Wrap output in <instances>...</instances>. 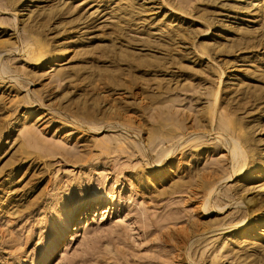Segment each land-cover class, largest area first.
Wrapping results in <instances>:
<instances>
[{
	"label": "rangeland",
	"instance_id": "rangeland-1",
	"mask_svg": "<svg viewBox=\"0 0 264 264\" xmlns=\"http://www.w3.org/2000/svg\"><path fill=\"white\" fill-rule=\"evenodd\" d=\"M0 27V264H264V0H0Z\"/></svg>",
	"mask_w": 264,
	"mask_h": 264
},
{
	"label": "bare ground",
	"instance_id": "bare-ground-1",
	"mask_svg": "<svg viewBox=\"0 0 264 264\" xmlns=\"http://www.w3.org/2000/svg\"><path fill=\"white\" fill-rule=\"evenodd\" d=\"M27 5V7L29 6V4H26ZM155 5H158V4H155ZM152 7V6H151ZM155 7V6H154ZM156 7H158V9H160L159 7L160 6H156ZM155 7V8H156ZM153 8V7H152ZM157 11V10H156ZM176 15V14H175ZM15 13L13 14V18L15 19ZM1 28V27H0ZM16 42V41H15ZM1 45V44H0ZM3 45V44H2ZM2 49V48H1ZM0 49V50H1ZM16 49V48H15ZM23 52H25L26 54H31L32 52H35V49H34V51H33V48L32 49H29V44L28 43H26L24 46H23ZM29 54V55H30ZM42 55V54H41ZM41 55H40V53H36V55H35V57H36V61H39L40 59H41ZM28 56V55H27ZM54 58V57H53ZM58 58V56L56 57V59ZM2 71V70H1ZM221 75H223V73H222V71H221V74H220V76ZM26 81H28V79L25 77L24 78ZM0 83L2 84V83H4V85L6 84V82L1 78V80H0ZM16 83V82H15ZM18 83H16V84H14V85H17ZM18 86H19V84H18ZM7 89H8V87H7ZM216 94H217V92H216ZM6 97V96H5ZM216 97V96H215ZM215 97H213L214 98V100L215 101H213V102H216V98ZM33 98V97H32ZM36 101V100H35ZM34 100H32L31 101V103H30V101H29V104H27L28 105V108L27 109H25V110H23L22 111V113L19 115V117H21V118H23V117H28V116H30V115H32V114H34V113H36L37 111L36 110H34V108L32 107V104L33 103H36ZM113 101H116V103H117V100L116 99H113ZM15 102V101H14ZM17 102V101H16ZM155 102V101H154ZM154 102H152V103H154ZM212 102V103H213ZM19 103V102H18ZM40 103V102H39ZM162 103V102H161ZM165 103H168V102H165ZM118 104V103H117ZM163 104H164V102H163ZM214 104H216V103H214ZM213 104V105H214ZM160 105V104H159ZM165 105V104H164ZM163 105V106H164ZM168 105H169V103H168ZM212 105V106H213ZM120 106V105H119ZM162 106V107H163ZM167 106V105H166ZM38 107H39V110L41 109L40 108V106L38 105ZM43 107V106H42ZM121 107H123V106H121ZM148 107V106H147ZM160 107V106H159ZM165 107V106H164ZM111 108H116L117 110H114L115 112H113V113H115L116 114V112H118V105H112V107ZM120 109V108H119ZM143 109H145V108H143ZM146 109H148V108H146ZM145 109V110H146ZM157 110V109H156ZM161 110V109H160ZM53 111V110H52ZM119 111H121L122 112V114H124V112L122 111V110H119ZM143 111V110H142ZM152 113H154L155 112V110L154 111H151ZM53 112H51L50 110L48 111L47 109H46V111L44 110V111H41L40 112V114H41V117L43 118H45V117H48V119H50V117H51V114H52ZM112 113V114H113ZM159 113H161L162 114V112H160L159 111ZM165 114L164 115H166V112H164ZM119 114L121 115V113L119 112ZM127 114V113H126ZM125 114V115H126ZM114 115V114H113ZM113 115H112V117H111V115H110V117L114 120V117H113ZM153 115V116H152ZM174 115V114H173ZM176 115V114H175ZM116 117H117V114L115 115ZM119 116V115H118ZM122 117V115L120 116V118ZM130 117H133V116H130ZM129 117V118H130ZM151 117H154V114H151ZM177 117H179V115L177 116ZM107 118H109V116H107ZM119 117H117V119H120ZM123 118V117H122ZM121 118V119H122ZM124 118H128V115H127V117H125L124 116ZM128 118V119H129ZM223 118H225V117H223ZM53 119V118H52ZM110 119V118H109ZM125 119V120H126ZM131 119V118H130ZM135 121V120H134ZM72 122V121H71ZM70 122V125H69V123L68 124H66V126L68 127V128H72V126H77V125H72V123ZM75 122V121H74ZM132 122H133V119H132ZM128 123H129V121H128ZM43 124H44V122H43ZM151 125V124H150ZM130 126H131V124H130ZM77 128H79V127H77ZM81 128H82V132H83V130H90L91 132H94L95 134L97 133V132H99V130H100V128L99 129H96V128H93V129H89V128H87V129H84V127H82L81 126ZM76 129V128H75ZM77 130V129H76ZM79 131V130H78ZM93 133V134H94ZM181 133H182V131H181ZM193 133H191V135H192ZM194 134H197V133H194ZM194 134H193V136H194ZM185 137V136H184ZM191 137V136H190ZM77 139H79L78 137H76ZM195 138V137H194ZM138 141H139V144L141 145L142 144V141H141V139L138 137ZM164 139V138H163ZM164 140H166V139H164ZM183 140V139H182ZM197 140V139H196ZM190 141H192V140H190ZM189 141V138H188V136L185 138V140L183 141V143L185 142H190ZM182 143V144H183ZM234 145H236V144H234ZM142 148H141V150H145L147 147H146V145L143 143V146H141ZM184 147V146H183ZM237 147V146H236ZM236 147H231V159H233V162L235 163V164H237L238 162H239V160H238V158H240L239 156L241 155L240 153H241V151H240V149H236ZM228 148V147H227ZM238 148V147H237ZM173 153V152H172ZM172 153H169V154H167L166 156H165V160L166 161H168V162H170V160H171V155H172ZM241 158H242V156H241ZM180 163V162H179ZM161 164V163H160ZM178 164V163H177ZM153 165H154V163H153ZM179 166H181V165H179ZM172 167V164H169V166H165V167H163L159 172H157V173H155L154 175V177L155 178H158V179H162V178H164L166 175H167V173L169 172V170H170V168ZM235 167V170H233V171H231V173L229 174V176L227 177V178H231V177H233V176H235V175H237L238 173L240 174V172L242 171V169H244L245 168V164H242V165H239V164H237V165H235L234 166ZM246 172V175L245 176H243L241 179V181H244L245 179H247V177H248V175H249V173L247 172V171H245ZM204 179V178H203ZM202 179V180H203ZM200 185H199V188H205L204 187V180L203 181H201V183H199ZM207 189L208 190H210V188H209V186L207 187ZM204 197H205V200H204V202H203V204H204V207H205V204L207 203V194H204ZM241 200V199H240ZM242 201V200H241ZM247 202V201H246ZM253 203V202H252ZM249 206H250V204H248ZM251 206L253 207V204H251ZM255 206V205H254ZM258 206H260V205H258ZM248 207V206H247ZM206 208V207H205ZM259 208H261V207H259ZM264 209V208H263ZM262 209V210H263ZM253 210V209H252ZM209 212H207V214H208ZM250 213V212H249ZM249 215V214H248ZM250 216V215H249ZM71 217H73V213L71 214ZM239 226H240V224H238ZM264 225V224H263ZM251 226H258L257 225V223H254L253 225H251ZM235 227H238V226H236L235 225ZM251 227H248V231H251ZM192 233H194V232H192Z\"/></svg>",
	"mask_w": 264,
	"mask_h": 264
}]
</instances>
